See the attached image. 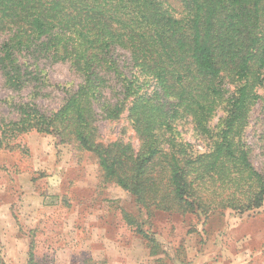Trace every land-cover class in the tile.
I'll return each instance as SVG.
<instances>
[{
	"label": "trees",
	"instance_id": "1",
	"mask_svg": "<svg viewBox=\"0 0 264 264\" xmlns=\"http://www.w3.org/2000/svg\"><path fill=\"white\" fill-rule=\"evenodd\" d=\"M122 50L136 69L131 77L120 66ZM41 57L72 62L83 83L51 114L21 109L18 122L0 126V148H13L11 139L33 129L53 134L79 158L93 154L101 182L129 191L149 214L207 218L264 206V172L246 139L264 98V0H0V68L10 83L24 82L29 62ZM108 77L123 78L138 147L97 138L94 101L104 97ZM103 108L113 118L122 104ZM184 117L211 139L206 150L179 138L174 124ZM123 217L150 255L165 254L135 216ZM28 264H36L34 241Z\"/></svg>",
	"mask_w": 264,
	"mask_h": 264
},
{
	"label": "rangeland",
	"instance_id": "2",
	"mask_svg": "<svg viewBox=\"0 0 264 264\" xmlns=\"http://www.w3.org/2000/svg\"><path fill=\"white\" fill-rule=\"evenodd\" d=\"M120 54V66L131 77L136 69L128 65L130 53L122 50ZM29 64L31 75L16 84L10 83L0 68V126L4 128L21 119V109L53 113L84 80L70 61L41 57ZM108 78L110 86L104 97L94 101L97 138L103 144L120 140L138 147L139 139L129 119L131 99L123 95V78ZM146 88L151 92L154 83ZM258 89L264 96V86ZM105 101L121 103V112L109 117L103 108ZM222 115L220 109L210 126L215 127ZM174 127L179 138L192 143L195 149L206 150L211 142L191 117L176 120ZM246 139L252 146L253 163L264 172V98L251 112ZM11 140L13 148H0V205L11 204L9 215L13 221L0 224V264H28L32 241L36 264H183L189 258L188 248L204 247L211 230L223 229L226 212L236 214L231 210L207 218L178 211L155 210L149 214L132 193L101 182L93 154L79 158L69 143L36 129ZM124 211L160 239L166 255H150L147 240L128 225ZM192 235L196 240L189 239ZM159 257L164 262H159Z\"/></svg>",
	"mask_w": 264,
	"mask_h": 264
},
{
	"label": "crops",
	"instance_id": "3",
	"mask_svg": "<svg viewBox=\"0 0 264 264\" xmlns=\"http://www.w3.org/2000/svg\"><path fill=\"white\" fill-rule=\"evenodd\" d=\"M32 150L37 154L34 147ZM10 209L11 204L0 205V224L13 222ZM226 215L223 229L210 233L211 230L209 238L204 239L207 241L204 247L188 248L189 258L183 264H264V206L255 212L239 215L228 211ZM236 218L237 221H232ZM1 229L6 232L4 227ZM189 239L196 240L193 235ZM199 240L203 241V238L200 236Z\"/></svg>",
	"mask_w": 264,
	"mask_h": 264
}]
</instances>
